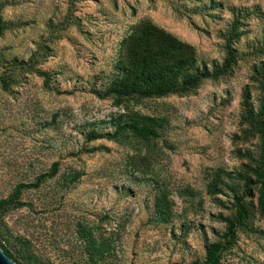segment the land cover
I'll list each match as a JSON object with an SVG mask.
<instances>
[{
    "label": "rangeland",
    "instance_id": "rangeland-1",
    "mask_svg": "<svg viewBox=\"0 0 264 264\" xmlns=\"http://www.w3.org/2000/svg\"><path fill=\"white\" fill-rule=\"evenodd\" d=\"M142 21L195 48L197 89L107 94ZM0 25V241L16 264L24 249L36 264L202 263L245 183L248 220L220 264H264V0H0ZM138 117L162 122L157 138L124 130Z\"/></svg>",
    "mask_w": 264,
    "mask_h": 264
},
{
    "label": "trees",
    "instance_id": "trees-1",
    "mask_svg": "<svg viewBox=\"0 0 264 264\" xmlns=\"http://www.w3.org/2000/svg\"><path fill=\"white\" fill-rule=\"evenodd\" d=\"M2 27L0 25V33ZM131 34L121 44V59L118 62L120 76L113 80L107 94L112 96L117 104L123 101L147 102L164 98L173 93L192 91L198 88L200 82L208 74L193 73L196 66V50L190 44L177 39L172 34L159 28L150 21H142L132 28ZM228 64V63H227ZM13 66L25 68L24 63H12ZM44 75V74H41ZM212 76H218L214 72ZM186 77L182 84L181 79ZM264 83V76L262 78ZM5 83V80H4ZM264 105L255 122L263 144V158L258 169L255 170L256 184L259 185L260 207L264 210ZM156 119L151 117H138L131 124L125 126V131L141 139L157 138ZM96 137H92L95 139ZM57 164L52 171L40 175L34 185H20L15 193V198L3 203L2 211L9 207L21 208L23 204L17 201L19 193L26 188H37L46 180L57 173ZM250 195V187L245 183L242 194L236 197L235 221L232 222L224 236L223 242L211 244L205 252L202 263L191 264H220L223 254L233 246L237 230L244 228L248 220L245 200ZM0 248L12 259V253L0 241ZM18 256L27 264H36L34 257L27 250L18 252Z\"/></svg>",
    "mask_w": 264,
    "mask_h": 264
},
{
    "label": "water",
    "instance_id": "water-1",
    "mask_svg": "<svg viewBox=\"0 0 264 264\" xmlns=\"http://www.w3.org/2000/svg\"><path fill=\"white\" fill-rule=\"evenodd\" d=\"M0 264H16V263L0 248Z\"/></svg>",
    "mask_w": 264,
    "mask_h": 264
}]
</instances>
